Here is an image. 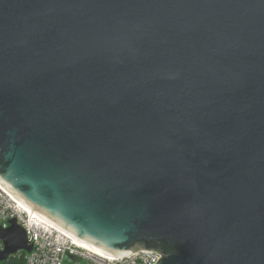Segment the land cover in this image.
Returning a JSON list of instances; mask_svg holds the SVG:
<instances>
[{"label":"water","instance_id":"obj_1","mask_svg":"<svg viewBox=\"0 0 264 264\" xmlns=\"http://www.w3.org/2000/svg\"><path fill=\"white\" fill-rule=\"evenodd\" d=\"M0 186L109 255L264 264V0H0Z\"/></svg>","mask_w":264,"mask_h":264},{"label":"built area","instance_id":"obj_2","mask_svg":"<svg viewBox=\"0 0 264 264\" xmlns=\"http://www.w3.org/2000/svg\"><path fill=\"white\" fill-rule=\"evenodd\" d=\"M11 219L24 229L32 248L29 252L17 251L8 258L18 256L24 264H154L160 257L156 251L143 249L119 257L98 251L31 212L0 186V227L7 228ZM3 250L0 239V252Z\"/></svg>","mask_w":264,"mask_h":264},{"label":"trees","instance_id":"obj_3","mask_svg":"<svg viewBox=\"0 0 264 264\" xmlns=\"http://www.w3.org/2000/svg\"><path fill=\"white\" fill-rule=\"evenodd\" d=\"M0 264H24L22 258L18 256L10 257Z\"/></svg>","mask_w":264,"mask_h":264}]
</instances>
